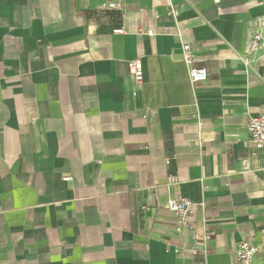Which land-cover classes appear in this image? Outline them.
Masks as SVG:
<instances>
[{"label":"crops","instance_id":"0c3cea01","mask_svg":"<svg viewBox=\"0 0 264 264\" xmlns=\"http://www.w3.org/2000/svg\"><path fill=\"white\" fill-rule=\"evenodd\" d=\"M106 1L0 0V264H264V0Z\"/></svg>","mask_w":264,"mask_h":264},{"label":"built area","instance_id":"2783aa9c","mask_svg":"<svg viewBox=\"0 0 264 264\" xmlns=\"http://www.w3.org/2000/svg\"><path fill=\"white\" fill-rule=\"evenodd\" d=\"M106 8H120V0H107L102 3ZM168 14L174 16V11L169 9ZM115 32L123 33L122 29H118ZM146 34L152 35L151 31H146ZM177 37L180 41L181 47V60L187 65L191 64L192 51L188 43L181 41V33L177 31ZM264 44V28H259L252 34L249 45L247 48V54L253 53L258 50ZM130 79L135 86H140L144 80L143 66L141 58L137 57L128 62ZM189 80L191 83L205 81L207 79V72L203 68L189 67L188 70ZM246 131L249 137L250 146L254 149L264 148V108L258 114L251 115L247 119ZM168 162V161H167ZM65 180H69L70 177L65 176ZM167 210L171 213L179 227L195 229L196 228V214L193 203L185 197L171 198L167 201ZM204 219L202 218V222ZM202 242L208 238L207 234L198 236ZM258 247L254 245L250 239L246 238L240 241L234 249V257L237 264H256L255 257Z\"/></svg>","mask_w":264,"mask_h":264}]
</instances>
